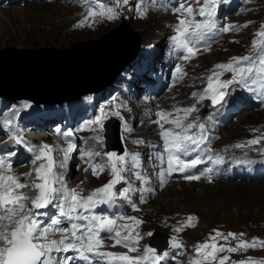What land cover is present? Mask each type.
Wrapping results in <instances>:
<instances>
[{"label":"rangeland","instance_id":"rangeland-1","mask_svg":"<svg viewBox=\"0 0 264 264\" xmlns=\"http://www.w3.org/2000/svg\"><path fill=\"white\" fill-rule=\"evenodd\" d=\"M18 1V3L23 4L30 2V0L28 2H23V0ZM197 1V3H200L202 0ZM170 2L171 0H128V4L124 5L119 3L118 0H51V4L58 7L59 10L49 12L46 15L37 18L36 20H31V18H28V14H26L27 11L10 9L13 4L9 3L8 1V4H0V6H6L5 8L10 11V13L7 12L6 14L10 26L12 25L13 28H18L20 31L23 30L26 33L35 30L37 32V36L34 38H28V40L20 43L6 42L5 44L0 45V57L5 55H28V53L25 51H19L26 49H39L46 52L56 53L57 51L61 50H70L73 46L82 41L86 42L90 40H97L112 30L117 29L121 25L122 19L124 18L126 20V24H128V26L139 35L142 43L140 61L126 72L129 80L132 82V87H134L138 81L142 80V73H144L149 68V52L152 49L158 48L155 64L158 67L161 66L159 69L164 72L165 78H171V81L169 82V85H171L169 90L172 91L166 100L165 98L160 100L158 110L160 112L171 113L172 115L169 117V119H174L177 116L182 118L184 117V112L182 111L183 109L192 108V105L195 103L197 109L200 107L202 102L200 97L205 96V92L208 90L209 77L213 76L214 72L219 73L220 83H226L229 80H233V73L231 71H222L216 67L217 65L232 63L233 58L251 56L253 57L252 65L256 69L260 67L259 49L254 50L252 45L254 40L260 39L257 34L264 32V0H236L235 3L238 8L230 17H228L224 26H233L231 30L223 36L222 40L218 41L217 39L213 46L196 51L195 56L190 57L188 60H185L183 56V53L186 55V52L174 42V38L178 35L176 28L178 26L179 20L184 18L194 23L204 24L202 23L203 16L200 17L198 14L199 9L201 7L206 9L214 8L215 14L213 17L209 18V20L212 19L213 21L211 22L214 24V26H216V14L227 3V0H214V3L213 0H205V2L201 5H196L194 0H178L177 3L172 6L170 5ZM172 2H175V0H172ZM230 2L231 0H229V4ZM96 4L100 5L101 8L106 10L109 8L114 9L118 7V18H116L114 23L108 27L104 24L99 25L95 29L88 31V33H83V35L80 33L74 35L69 38V43H61L56 39L55 33L58 32L60 26L62 27L64 24L69 23L72 21V19H79L82 16L84 17L85 11L87 12L86 9H89L90 7L95 8L97 7ZM229 4L225 6L218 16V18L221 20H224V18L226 19V17L230 15V13H227L230 10ZM159 5H161L164 9L159 7ZM189 6L193 9V14L191 16L185 15L182 17L181 12H183V10ZM171 7L172 9H170ZM166 9L168 11H173H170L167 16H164L162 11L164 13ZM141 11L144 12L143 18H141ZM9 16L13 19L12 24ZM147 17L149 19L152 18L159 21L161 28L166 30L165 34L162 35L160 33H156L157 35L155 34L148 36L147 28L149 25L146 22ZM101 19H104V17H97L95 21L98 22ZM142 20L145 21V25H143L144 22H140ZM224 27L219 28L221 33L224 32L222 31ZM43 53L45 52L40 54ZM162 57L167 60V63L163 62L161 65H159ZM177 67L182 69V74L175 73V69ZM165 71H169V75L165 73ZM172 72L176 77L172 75ZM198 77H202L200 80H203L202 86L200 88L196 84ZM251 79L255 81L259 88L264 90V83H262V79H260V77L255 72L250 77V80ZM172 81L175 84L174 87L172 85ZM122 84L125 85L124 82ZM246 84L243 83V87L241 88H235V94L253 97V100H251V103L249 104L246 101L236 99L237 101L234 102V105L238 106V110L241 111L250 105L254 110L247 113L244 111V114L242 113L240 116H232L229 127L221 131V139L217 141L216 145L209 147L208 151L210 153L217 154L213 152L219 151V148H224L226 144L229 143L234 144V146H252V152H254V149L256 151H262L264 149V109H262L264 107V94L259 96L250 95L246 89ZM114 88L118 87L115 86ZM231 90L232 89L229 86L226 89H220V91H224L226 93L224 98L225 100L232 95ZM110 93H113V91ZM13 95H19V93H14ZM137 95V91H124V93L118 92L113 98L108 99L103 103H100L98 99L93 100L92 98H84L81 104L88 108V112L90 114L88 116L84 114L79 115L81 116L82 120L79 122V125L73 129L65 128L61 130V138H65L66 141H69V137L64 136L63 133L72 132L75 134L77 140L76 144L74 145L82 143L85 139L90 141L92 140V142L95 144L96 155L99 153V155L93 157L94 160H90L83 158L87 157V154H85V149H79L76 151L73 150L71 152V154H73L72 164H69V168H67L64 173L65 176L68 173L67 178L68 181L70 180L71 188L75 186V189L79 192L80 196L87 197L95 190L108 184L112 179L110 168L107 166V154L112 152L108 151L103 146L104 141L99 142L96 139L100 136V140H103L104 131L100 130L98 125L93 124L88 126V122L97 118L100 115L101 110L108 114L107 117L119 112L118 117H122L123 125L125 126L126 124L130 129V131H125L124 128L123 131L127 140L129 141L131 134H134L135 136L141 135L142 133H139V130L143 129V125L147 119L145 113L147 112L150 104L144 99H137L135 101L127 102L130 98L133 99ZM210 95L211 93L209 92V96ZM209 96H205L204 99L211 100ZM105 99H107V97H105L104 100ZM124 103H126V107H128L127 111L137 112V115H132L129 120L124 119V111H126L125 107L123 106ZM68 105L76 106L77 111L78 109H81L73 103L66 104L62 108L48 106L44 109H39V107H34V105L30 103L12 104L0 98V112L3 111L5 115H8V113L12 114V116L10 115L11 117H9L14 119V121H12V125L13 129L16 131L20 129L16 119L20 118L19 122L24 124L25 128L29 124L27 119H30L31 121L33 120L34 122L36 121V117L38 115L33 113L31 114V112L52 110V112H48L47 114L49 124H59L60 120L57 119V116L61 115L56 111H60L66 108ZM255 106H258V109ZM203 109L204 106L201 107L200 112ZM200 112L199 115L203 111L201 113ZM16 113H19L17 114V117ZM91 113H95V116L91 117ZM196 114L197 110L195 109L187 116L186 119H183V123L185 125H195ZM50 120L52 123H50ZM163 124L170 125L169 128H171L172 131L178 130L170 123ZM8 126L9 124L0 126V141H5L3 135H6L8 138L12 137L13 133H9L10 130L7 132L2 131L1 133V130H5ZM154 132L155 131H151L150 133V130H145L144 135L147 139H153L154 136L152 133ZM148 134H150V137ZM20 135H23V133ZM147 139L142 143H136L134 145V153L131 150L133 145L128 143L130 152L129 156L126 157L125 167L127 170L122 173L125 179L123 182L115 186L114 191L117 193L115 197L118 200L113 199V205L116 203L118 205L117 207H113L115 212L121 211V207H124L128 210V212L122 214L121 217H134L135 219L142 221V223L136 227L132 220L124 219L125 224L133 226L134 234L137 232L140 234L142 240V249L149 247L148 242L150 236L147 235L148 233H153L156 231V236L159 234L167 236V234L171 235V228L173 232L172 239L175 238L181 243V247L179 248L180 250L175 251L181 253L183 247H185L183 252H186V254H180L181 258L184 259L179 264H188V259H193L196 261L201 259V257L197 256L196 246L205 242L211 243L209 237L214 236L216 232H220L225 236L228 233H234L236 235L243 233L242 237H238V241L229 237L228 241L225 242L221 237H217V246L235 247L239 240L250 242L252 240L261 239L264 241V185L260 184L264 182H254L255 184L242 182V184L244 183L247 185H241L239 182L235 181H214L207 183L204 182V180H200L187 185L184 183V186L177 189L178 192L174 193L175 195H166V193H163L165 191V189H163L156 197L154 195V189L156 188L150 189V181L152 178L148 180L146 179L152 175L151 173L145 174V170L151 168V166L156 164L157 160L159 161V159H161L163 156L156 155L153 160L151 159L149 147L152 143ZM254 139L259 140V143L254 145L248 143ZM47 141L52 143L51 140ZM50 143L46 142L45 145H49ZM14 144L15 143L9 144L10 150L6 149L8 152L6 163L8 164L13 162V159L16 155L15 153L18 151L17 148L12 146ZM236 148L240 149V147ZM213 149L216 150L212 151ZM212 154H209V156ZM131 155H136L139 158L135 164L131 161ZM12 164H10L12 165L11 168L20 167L17 164L15 165V163ZM94 165L104 166V171L99 173L98 176H94L92 174V166ZM29 170L30 167L28 166L26 172L27 176L29 175ZM24 177H26L25 174ZM33 177L34 176L32 174L29 176V180L25 178L22 182H26L25 184L28 185L30 180H34ZM144 181H147V183H144ZM156 182L154 180L152 185H154ZM177 182L180 183L181 181ZM125 187L131 189V191L128 193L127 199H124L119 195V193L122 192ZM84 188H86V190ZM145 189L147 190L145 191ZM20 191L22 190L20 189ZM25 192L28 196L25 195ZM25 192L24 195L28 197L29 203L31 201L29 196L32 194H37L35 189L32 187H26ZM145 194L147 195V198L144 196ZM141 197H143L144 202H141ZM113 200H111L112 203ZM105 205L112 206L111 203H107ZM153 207L155 209L154 211ZM95 210L96 209H94V214L96 213ZM55 212L57 213V211ZM39 213L44 215L45 220L48 219V213L44 211H39ZM53 216L56 217V215ZM53 216L51 218H54ZM189 217L195 218L193 221L195 227H184L180 232L174 231V229L184 225ZM116 220H119L117 216ZM176 223L177 225L175 226ZM131 241L132 240L130 239L129 241L125 242L130 245L133 242ZM159 242H161V240ZM135 247L138 248V244H135ZM168 251L171 252L172 249L169 248L165 252L169 253ZM128 253L130 254H128L129 256L139 257L143 255V250L139 251L137 249L135 252ZM223 257H228V259L225 261V264H238L240 259H243L241 261H248L251 259L252 261L256 262V264H264V249L259 247L248 248L247 250L239 249L233 253L223 251L218 253L217 260L213 261L212 264H219L220 258ZM236 261L237 263H234Z\"/></svg>","mask_w":264,"mask_h":264},{"label":"snow or ice","instance_id":"snow-or-ice-1","mask_svg":"<svg viewBox=\"0 0 264 264\" xmlns=\"http://www.w3.org/2000/svg\"><path fill=\"white\" fill-rule=\"evenodd\" d=\"M121 4H128V0H118ZM214 3V0H213ZM193 9L189 6L181 12V16H191ZM198 14L200 16L213 17L215 14L213 9H206L201 7ZM144 12L141 11V18H143ZM97 17H105L108 20H114L118 18L117 12L109 8L107 10H94L91 7L88 9L85 21L81 22L78 27H83L85 23L91 20L95 23ZM89 27L92 24H88ZM214 27L213 23H194L192 21L181 18L179 20L176 32L178 35L174 38V42L182 48L186 55L185 60L195 56L198 49H194L191 46L189 36L199 37L206 29ZM233 26H227L222 29L224 32L231 30ZM191 30V31H190ZM260 39L253 41V49H259V69H256L252 65L253 57L244 56L233 58L232 63L219 64L216 67L222 71H231L233 73V80L226 83L219 82V73H213V76L209 77L208 90L205 92V96L211 95L209 98L212 103L223 104L225 101L226 93L220 91V89L228 88L232 83H249L250 77L255 72L262 78L264 83V32L257 34ZM248 65V66H243ZM175 73L182 74V69L177 67ZM215 80V83H214ZM205 96H201L200 99H204ZM184 117L177 116L174 119H169L171 113L157 112L155 115L159 117V120L155 121L161 128V137L164 141L165 151L167 152V169L161 171L158 175L160 177V183L164 184L166 177L171 176L174 172L184 173L186 170L196 167L201 161L193 159L191 161H185L182 159V155H187L191 151H195L199 146L206 141V137L201 135L199 137L192 135L191 130L196 125L183 123V119L194 111L193 108H187L182 110ZM107 113L101 110L100 115L92 121L88 122V126L98 125L100 130H103V121L107 118ZM119 116V112L114 113ZM122 119V117H121ZM170 123L180 131H172L164 129V124ZM125 131L130 129L125 124ZM199 129L201 133L204 130V125L200 124ZM64 136L71 137L72 132L63 133ZM99 142H102L99 137L96 138ZM21 139H17V143H20ZM249 144H257L259 140H251ZM236 147H243V145H236ZM75 145L69 143L68 148L65 151L64 161H62L58 167L63 168L65 162L68 159V154L72 152ZM53 149L49 145H43L40 152L36 155L35 159H46L47 163L40 165L36 169V176L39 183L33 185H27L12 175H5L6 172H11V165L6 163L5 157L0 156V221H8L7 225H0V264H62L57 255L61 252H67L69 250L77 251L82 258L87 259L86 253H94L101 257L110 258L111 260L121 261L123 264H145V262L151 260V264H158L168 256L167 252L158 254L152 247L143 249V255L139 257H132L129 255H116L111 252L103 253L97 250L103 247V238L101 233H114V236H109L115 240V245H121L128 248V252H135L137 248L135 244L141 239L140 234L137 232L133 236L134 228L132 225H116V220L107 216L100 215H88L94 206L100 202H107L114 199L117 193L114 191L115 186L124 181L122 175L127 169L125 167L126 157L129 156L127 152L122 155H118L114 152L107 154V166L110 168L112 179L105 186L95 190L87 197L80 196L76 189H68L63 185V177L57 175L54 172V168L57 167L56 162L52 156ZM99 155V153H97ZM131 161L135 164L138 161V156L131 155ZM163 162V157H161ZM104 171L103 165L92 166V174L98 176L99 173ZM209 172L212 170L209 169ZM188 180H199V175H188L185 177ZM208 181L212 182V176L206 177ZM57 183L61 184L60 188L55 187ZM147 183V181H144ZM25 187H32L38 190V195L35 199L30 201V207L28 197L19 193L18 190ZM147 189H145L146 191ZM130 188L125 187L122 192L119 193L124 199L128 198ZM53 201H57L56 207L59 209L60 217L67 218L68 221H77L84 223H71V233H68L64 229H57L53 226L59 225L61 220L59 218L52 219L50 223L43 224L39 219L42 213L35 210L45 209ZM141 202L143 197H141ZM119 219L132 220L134 225L138 227L142 221L135 219L134 217H119ZM194 217H189L188 220L179 228L174 229L176 232H180L184 227H195L193 221ZM126 231L127 236L121 239V232ZM61 235L59 240L50 239L51 236ZM151 236L152 233H148ZM243 236V233L240 234ZM217 237H221L225 242L229 237L232 239H238L234 233H228L226 236L220 232H216L214 236L209 237V242H205L196 246L197 256L201 259L197 260L195 264H212L217 260L218 253L227 251L229 253L236 252L239 249L247 250L248 248L264 247V241L252 240L250 242L239 240V243L235 247H223L217 246ZM132 240L133 244L130 246L125 241ZM171 247L179 249L181 243L175 238L172 239ZM65 260L67 257L64 258ZM228 257L220 258L219 264H225ZM238 264H256V262L249 259L248 261H240Z\"/></svg>","mask_w":264,"mask_h":264},{"label":"bare ground","instance_id":"bare-ground-1","mask_svg":"<svg viewBox=\"0 0 264 264\" xmlns=\"http://www.w3.org/2000/svg\"><path fill=\"white\" fill-rule=\"evenodd\" d=\"M8 1H10V3L13 4L10 9H18V11H27L26 14H28L27 16H28V18H31V20H36L37 18H40L41 16L46 15L49 12H54L56 10H59L58 7L51 4V0H44V1L30 0V2H28L26 4L18 3L19 2L18 0H0V4H4V5L8 4L7 3ZM177 1L178 0H175V2H172V0H171L170 5L172 6V5L176 4ZM96 5H97V7L92 8V9L97 10V11L106 10V9L101 8L100 5H98V4H96ZM5 7L6 6H0V45L5 44L6 42H19L20 43V42H24L25 40H28V38H34L37 36V32L35 30L30 31L29 33L28 32L26 33L23 30L20 31L18 28H13L12 25L10 26L9 21L7 20V17H6L7 12L10 13V11H8ZM170 9H172V7ZM86 10L88 12V9H86ZM113 10L115 12H118V7L114 8ZM170 11H173V10H170ZM170 11H168L166 9V11H164V13L162 11V14L164 16H167ZM87 12L85 11L84 17L82 16L79 19H76V18L72 19V21H70L69 23L64 24L62 27L60 26L59 27L60 29L58 30V32L55 33L56 39L61 43H69L68 42L69 38L74 36V35H77L79 33L81 35H83V33H88V31H91V30L95 29L96 27H98L99 25H103V24L108 27L112 23H114V21L116 20V19L108 20L104 17V19H101L98 22L95 21V23H93L91 20H89L87 23H85V25L83 27H78L77 25H79L81 22L85 21V17L87 15ZM13 13H14V11H13ZM151 17H152V15H151ZM9 19H10L11 24H12V22H13L12 17L9 16ZM202 20H203L202 23H206V22L212 23L211 21H213L212 19L209 20V17H207V16H203ZM208 20H209V22H208ZM140 22H142V23L144 22L143 25H145L144 20H142ZM146 22L149 25L147 28L148 36L149 35L150 36L155 35L156 33L157 34L160 33L162 35L165 34L166 30L161 28V24L159 23V21L152 19V18L149 19L147 17ZM88 24H92V26L89 27ZM27 26H29V25H27ZM66 28L68 29V31ZM36 29H37V27H36ZM115 30L116 29L112 30L111 32L107 33L106 35L102 36L101 38H99L97 40L86 41V42H93V44L80 46L79 48L74 50V52L69 55V56H74L73 59L71 60V62H68V61L65 62L70 57L62 58V57H67L68 55H66V54L58 56L61 58L60 61L59 60L55 61L53 59V62H59V63H53V64H52V61L50 59H48V57H53V54H50L52 56L48 55L46 58L45 57L40 58L39 60H41V62H45V63H39V64H35V63L28 64L27 63L28 61L25 60V58H28L30 56L35 57V56L30 55V54L24 55V56H17L19 58L21 57L19 60V61H21V64H15L14 63V64L9 65V62H8V63L0 65V82H1L2 86H5L6 90H9L10 94L19 93V95H26V96H29L30 100H33L35 102H37V101H46L47 102V101H52L55 99L66 98V97H68L72 94L78 93L84 89H86V90L95 89L99 85L105 83L106 81L112 79L115 76L116 72H118L120 67L131 58V56H132V54H133V52L137 46L135 41L132 40L131 38H129V39L125 38L124 40H122L119 37V32H116V33L112 34L111 36H109L108 38L100 41L101 39H103L107 35L113 33V31H115ZM219 34H221V31L219 30V28L214 26L212 28L206 29V31H204L201 35H199V37L189 36L188 39L191 41V45L194 49L200 50V49H204L206 47L213 46L216 42V37ZM53 37H54V35H53ZM82 42H85V41H82ZM75 46H73L72 48H74ZM40 55H43V54H40ZM2 59H3V57L1 56L0 60H2ZM200 79H202V77H198V80L196 81V84L199 88L202 86V81H203V80L201 81ZM172 83H173L172 85L174 87L175 84L173 81H172ZM246 89H247L248 93L252 96H259V95L264 94V90L262 88H259L253 79H251L250 82L246 84ZM173 90H174V88H173ZM168 91L169 92H166V94L162 97V98H165V100L170 95V93L172 92L170 90H168ZM31 94H33L34 97H31L30 96ZM123 106L125 107V110H126V111H124V113H125L124 119L125 120H129V118L132 115H137L136 111H134V112L133 111H127L128 107H126V103H124ZM76 111H77L76 106L68 105L66 108H64L60 111H56V112L58 114H60L62 117H64V116L73 117V116H76V113L78 112V111L77 112ZM48 112H52V110L43 111V112L42 111L31 112V114L33 113V114L38 115V116L39 115L47 116ZM17 114H19V113H16V117H17ZM10 115L12 116V114H10V113H8V115L7 114L5 115L3 111L0 112V126H4L5 124H9V126L5 130H1V133H2V131L7 132L8 130H10L9 133H13L12 137H10V138L6 137V135H3L5 141H0V150H5V151H6V149L10 150L9 144L15 143L14 145H12L13 147L17 148V150H18L17 153H15V154H18L20 151L23 150L29 154V157H31L32 153H30L29 150L27 149V147L23 144V141H22L20 134H22V133L25 134V132L27 133L28 131L37 130L39 128V124H38L37 120L35 122L33 120L32 121L29 120L28 121L29 124L25 128V125L22 124L21 122H19L20 118L19 119L15 118L17 123L19 124V127H20V129L16 131L15 129H13V125H12V121H14V119L10 118L11 117ZM145 115L147 116L148 113L146 112ZM146 122H147V119L145 120V123ZM48 123H49V120H48ZM50 123H52L51 120H50ZM148 123H150V122H147V124ZM149 130L151 133L152 128H149ZM114 131H115V128L114 127L111 128L112 135H113ZM144 131H145L144 129L139 130V133H142V134L138 135V136L131 134V136L129 138V143L131 145H133V147H131V150L133 153L135 151L134 145L136 143H142V142L146 141L147 138L144 135ZM28 133H30V132H28ZM28 137H31V135H28ZM154 138H156V137H153V139ZM17 139H21V142L17 143ZM62 141H64L65 147L68 148L69 141H66L65 138H62ZM46 142L50 143L49 141H44L43 145H45ZM102 142H103V140H102ZM57 148H59V146ZM79 149L80 150L85 149V154H87V157H83V158L94 160L93 157L97 156L95 153V144L92 142V140L90 141L88 139H85L82 143L75 145L74 150L76 151ZM149 149H150V147H149ZM204 153H205V155L212 154L208 150H205ZM83 155H84V153H83ZM211 156L218 157V154H212ZM164 158L165 157L163 156V160H164ZM40 162L42 163L43 161H40ZM159 163H160V166H159ZM12 165H11V167H12ZM33 165H36V167H38L39 162L35 161V163ZM27 167L28 166H24L23 168H20V167L12 168L11 172H6L4 174L5 175H12L22 182L25 178H27V177H24V174H25V176L27 174L26 173ZM151 167H152V169L149 168V169L145 170V174H150L151 171H153L155 174V172L158 171L162 167L161 159H159V161L157 160V163L152 165ZM59 169L62 170V168H60V167H59ZM33 173H34L33 174L34 180L33 181L30 180L28 182V185H33L35 183L40 182L37 179L36 170ZM61 176L64 177L65 173L63 172L61 174ZM150 178H153V176H150L149 178H146V179L148 180ZM67 180H68V178H67ZM155 182L156 183H154L153 186L156 188V189H154L155 193L158 194L160 191H162L164 189V186H162L163 184L160 183V178L156 179ZM176 182H169V180L166 177L165 183L169 184V187H167L163 193H166V195L177 193L178 192L177 189H179V187L184 186V183H186V185L192 184L193 181H181L180 183L179 182L176 183ZM204 182L209 183L208 179L207 180L204 179ZM212 182H214V180ZM239 184L247 185L244 183L243 184L239 183ZM260 184L264 185V183H260ZM70 189H75V186H73ZM84 189L86 190V188H84ZM18 191L20 194L24 195V191H20V190H18ZM35 191L37 193L36 195L32 194L31 196H29V198L31 200L35 199V197L38 195V190H35ZM146 194L144 196L147 198ZM114 200H118V199L116 197H114ZM114 200H113V204H114ZM57 203H58L57 201H53V203L50 204L47 208L35 210V211H37V212L44 211V212L48 213L47 218H49V219H47V220H45L44 215H40V217H39V219L42 221L43 224H48V223H50V221L52 219L59 218L61 220V223H63L61 227H67V224L65 222L68 220L65 217H60L59 209L56 207ZM120 204H122V203H120ZM28 206L30 207V203ZM98 206H101V205L99 203H97L94 206L95 209H98L99 208ZM114 206L117 207L118 206L117 203ZM114 206H112V207H114ZM119 206H121V205H119ZM154 210L155 209L153 207V211ZM55 211H57V213ZM93 214L94 213H92L91 215H93ZM53 215H56V217H54ZM52 216L54 218H51ZM116 221H118V220H116ZM73 222H77V221H73ZM77 223H79V222H77ZM133 235H135L134 232H133ZM124 236H125V233L121 232V237H124ZM159 238H161V237L156 238V240ZM159 241L160 240H157V242H159ZM103 243H104V245L109 246V248H111V249L118 250V252H120V253H127L128 252V249H125L124 251H120L119 250L121 248L120 245L113 246L115 244V242L103 241ZM132 244H133V242H132ZM132 244H130V245H132ZM137 244H138L137 249L139 251L143 250L141 239L139 240V242ZM173 250L175 251L178 249L173 248Z\"/></svg>","mask_w":264,"mask_h":264},{"label":"water","instance_id":"water-1","mask_svg":"<svg viewBox=\"0 0 264 264\" xmlns=\"http://www.w3.org/2000/svg\"><path fill=\"white\" fill-rule=\"evenodd\" d=\"M116 32H119V37L122 39V40H124L125 38H127V39H129V38H131L132 40H134L135 41V38L139 41V46H140V44H141V42H140V37H139V35L136 33V32H134L129 26H128V24H126V21L125 20H123L122 21V23H121V25L115 30V31H113V33H111V34H109V35H107L106 37H104L103 39H101L100 41H102V40H104V39H106V38H108L109 36H111L112 34H114V33H116ZM135 34V35H134ZM87 44H92V42H81V43H79V44H77L74 48H72V49H70V50H61V51H57V54L59 53V52H61L60 54H64V53H68V52H71V51H74V50H76L78 47H80V46H84V45H87ZM139 49V47H137V51H135L134 50V52H133V54H132V56H131V58L126 62V63H124L122 66H124L123 68H122V66L120 67V70H118V72H116V74H115V76L112 78V79H110V80H108V81H106L105 83H103V84H101V85H99L97 88H95V89H90V90H86V89H84L85 91L84 92H82V93H80L79 94V96H74L73 94H72V98L69 96L68 98H63V99H61V100H56V101H54V102H48V103H62V102H66V101H70V100H73V99H78V98H80L81 96H83V95H86V94H88V93H91V92H96V91H102V90H104L109 84H111L112 83V81L124 70V68L126 67V66H128L129 64H131L133 61H134V59L136 58L135 56H137L138 55V50ZM19 51H25L26 53H28V54H30V55H39L40 53H42V52H45L46 53V51H44V50H39V49H37V50H30V49H26V50H19ZM122 68V69H121ZM0 87H2V88H4V86H2V84H0ZM0 96L1 97H4V98H8V99H10V100H12V101H17V100H23V99H29V96H26V95H13V94H11V95H7V94H5L4 92H0ZM40 99V98H39ZM42 99V98H41ZM38 102V101H37ZM39 102H46V101H39ZM116 135H117V137H118V128H116ZM158 237H161V235L159 234V235H157L156 237H153V239H152V245H155V243H157V240H156V238H158ZM165 239L167 238L166 236L164 237Z\"/></svg>","mask_w":264,"mask_h":264},{"label":"trees","instance_id":"trees-1","mask_svg":"<svg viewBox=\"0 0 264 264\" xmlns=\"http://www.w3.org/2000/svg\"><path fill=\"white\" fill-rule=\"evenodd\" d=\"M100 42V41H99ZM98 43V42H97ZM135 43H136V48H135V51H137V47L139 46V41L135 38ZM93 44V43H92ZM87 45H89V44H87ZM79 48V47H78ZM74 51H71V52H68V53H64V54H66V55H68L67 57H62V58H68V57H70L69 59H67L65 62H71V60L73 59V57L74 56H69L70 54H72ZM46 54V55H45ZM50 54H53V57H48V59H50L51 61H52V64L53 63H59V62H53V59L56 61V60H59L60 61V57H58V56H61V55H64V54H60V53H56V52H46V53H43V55H33V56H35V57H28V58H25V60H27L28 62V64H32V63H35V64H39V63H45V62H41V60H39L40 58H43V57H47L48 55H50ZM65 55V56H66ZM50 56H52V55H50ZM3 57V59L2 60H0V65H2V64H5V63H8L9 62V65L10 64H21V61H19L20 60V58L19 57H17V56H11V55H9V56H7V55H5V56H2ZM72 57V58H71ZM1 58V57H0ZM20 62V63H19ZM124 66H122V68H123ZM121 68V69H122ZM0 84H1V82H0ZM85 90H82V91H80V92H78V93H75V94H73L74 96H79V94L80 93H82V92H84ZM0 92H4L5 94H7V95H11L10 93H9V90H6L5 89V86H4V88H2V87H0ZM31 97H34V95L33 94H31L30 95ZM72 95H70V97H71ZM69 97V96H68ZM68 97H66V98H68ZM72 98V97H71ZM36 99V98H35ZM61 99H63V98H61ZM61 99H55V100H52V101H48V102H54V101H56V100H61Z\"/></svg>","mask_w":264,"mask_h":264}]
</instances>
